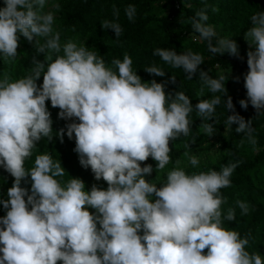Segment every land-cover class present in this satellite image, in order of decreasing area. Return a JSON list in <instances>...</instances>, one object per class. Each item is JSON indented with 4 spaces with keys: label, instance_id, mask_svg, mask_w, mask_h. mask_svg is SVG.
Returning a JSON list of instances; mask_svg holds the SVG:
<instances>
[{
    "label": "clouds",
    "instance_id": "9594fccd",
    "mask_svg": "<svg viewBox=\"0 0 264 264\" xmlns=\"http://www.w3.org/2000/svg\"><path fill=\"white\" fill-rule=\"evenodd\" d=\"M48 3L3 0L0 7L3 62L17 59L21 37L34 44L37 54L27 75L0 77V168L14 178L7 198L0 200L6 213L0 216V264H264L260 251L248 250L251 232L242 237L224 226L225 220L236 221V207L241 216L250 212V204L239 199L236 207L222 208L227 197L221 189L232 186L240 161L219 171L188 172L178 158L164 180L154 182L173 162L170 142L191 136L189 117L194 110L203 133L216 134V109L222 103L217 93H223V103L231 112L224 122L226 130L238 125L235 132L243 134L240 146L247 143L255 150L253 120L236 111L228 94L225 82L231 73L213 77L200 68L202 54L156 48L153 55L174 69L182 68L187 79L199 74L203 87L193 106L185 92H166V84H176L175 75L165 82H145L133 70L127 52L109 66L86 44L73 39L61 44L54 13L45 10ZM136 11L135 5L126 6L129 21H134ZM119 15L114 7V18L100 24L114 32L116 42L124 31ZM249 19L251 26L243 34L249 44L244 74L247 98L238 103L244 110L251 104L259 116L264 115V12ZM208 20L207 5L190 19L208 50L243 60L237 41L220 37ZM39 54H44L43 61ZM143 70L154 77L167 73L155 62ZM204 87L213 94L207 99ZM48 101L60 110V119L71 121L56 132ZM65 134L75 139L80 165L90 168L95 180L105 181L106 189L93 184L86 190L77 177L64 180L61 160L48 152L36 154L32 167L26 168L42 139L51 143L58 137L63 143ZM195 139L192 136L185 147L191 148ZM183 156L198 167L196 155L185 151ZM150 157L155 169L151 164L142 166ZM154 170L157 176L149 181L146 177ZM29 182L30 189L22 186Z\"/></svg>",
    "mask_w": 264,
    "mask_h": 264
},
{
    "label": "trees",
    "instance_id": "16d2710c",
    "mask_svg": "<svg viewBox=\"0 0 264 264\" xmlns=\"http://www.w3.org/2000/svg\"><path fill=\"white\" fill-rule=\"evenodd\" d=\"M172 4V15L169 17H163L160 20V29L158 35V41L156 48H175L178 54L187 52L189 50L197 52L202 48H206V54L204 57V64L200 66L204 71H208L209 75L216 77V66H220L227 72L231 71V77L228 82L226 81V87L228 89V94L232 96L233 103L235 105L236 111L245 118V120H253V127L258 129L259 138L261 139L262 147L255 154L254 157L243 158L239 160L238 167L234 171L231 180L232 186L229 188L221 189L222 194L227 197V203L222 206L223 210H227L228 207H236V200H244L250 204V212L247 216L240 215V209L236 207V221L225 220L224 226L230 229H234L240 232L243 237L247 233L251 232L252 239L248 250L250 252L260 251L261 255H264V127L259 128L262 123H264V115L257 116L256 110L249 104L247 110L241 108L238 103L241 99H246V89L244 87V74L248 71L247 66V52L248 45L245 41L243 34L251 26L250 16L257 11L264 12V0L252 11L246 18L243 26L240 28L239 33V43L241 45L240 55L243 60L233 57L227 53L223 55L213 54L207 48V42L199 37V34L194 32L191 24H186L188 20V14L182 11L179 3L183 0H167ZM120 0H85L75 12L66 20L61 33V44L67 42L68 39H73L79 43L86 32L89 30L90 24L99 21L100 19L113 13V8H118ZM3 0H0V7H3ZM145 26V23H139L135 28V36L130 39V42L135 44H140L138 38L140 30ZM73 28L75 31H73ZM194 37H199L200 39H194ZM43 42V40H41ZM155 48V49H156ZM154 52V50H153ZM152 55L143 63L142 71L138 74L141 76L143 81H146L151 74L145 72L143 68L151 66L153 62L163 69L169 67L158 56ZM119 53H115L114 56ZM37 55L35 48L31 50L28 54L26 60L28 63L17 66L18 71L12 69L13 63H4L2 58H0V77L4 73L10 74L14 79L19 78L21 75V68H26L25 75L28 74L31 65V59L33 56ZM39 60L43 61L45 59L44 54H39L37 57ZM107 61L106 57H104ZM20 70V71H19ZM239 77L237 82L234 78ZM176 84H166V92L183 91L187 94L193 106L199 102V93L201 87H203L202 82L199 79V74L192 80L186 78V73L176 75ZM43 77L37 82L38 85L42 84ZM209 91L204 87L203 98H209ZM222 97V103L217 106L216 113L224 112V121L227 119L228 114L227 109L223 103V93L220 94ZM226 99V98H225ZM51 105V102H47V106ZM191 120L197 118L195 110L190 114ZM71 121H67L70 123ZM238 125H233L229 129V141L238 139L241 135L235 132V128ZM42 139L41 141H43ZM54 145L49 150L54 159L61 160L62 166L66 169L64 180H68L72 177L81 178L86 181L90 176L93 175L90 168L84 169L80 163L78 154L74 152L75 139H69L67 135L64 137V142L61 143L59 138H55L53 141ZM34 160L29 159L26 161V168H31ZM14 180L3 168H0V183H12ZM27 188L30 189V186ZM93 210L92 212H94ZM206 251V250H205Z\"/></svg>",
    "mask_w": 264,
    "mask_h": 264
},
{
    "label": "rangeland",
    "instance_id": "374dc122",
    "mask_svg": "<svg viewBox=\"0 0 264 264\" xmlns=\"http://www.w3.org/2000/svg\"><path fill=\"white\" fill-rule=\"evenodd\" d=\"M85 0H49L46 6V11H52L55 16L54 29L62 30L66 20L75 12L77 7ZM262 0H183L179 3L182 11L188 14V20L185 25L191 24L190 19L195 15L196 11H199L207 5V13L209 20L207 23L212 24L215 27L216 32L220 37L233 38L237 41L239 48L241 50V45L239 43V33L240 28L245 22V18L255 10V8L260 4ZM59 4L60 8L56 9L53 7L54 4ZM133 4L136 6V16L134 21H129L124 9L127 5ZM172 4L167 0H120L118 9L120 11L119 23L123 28V34L119 38V42H116L115 34L112 30H103L100 26L101 21L104 19L112 20L113 13L100 19L99 21L93 22L89 26V30L86 32L84 38L79 41V43L86 44L92 50H95L98 55L106 57V63L111 66V61L113 59L119 58L123 59V54L127 52L133 60V70L137 71L139 74L142 71L143 63L151 55L153 50H155L159 29L160 20L163 17H169L172 15ZM213 8H218L219 11L213 12ZM139 23H145V26L140 30L138 38L140 44H133L130 39L135 36V28ZM194 39H200L199 37H194ZM249 50V44L247 43ZM34 49V44L29 43L25 38L21 37L20 46L18 48V57L13 63L12 69L18 71L19 65L28 63L27 57L31 50ZM254 50V49H253ZM115 53H119L114 56ZM197 53H200L205 57L206 48H202ZM21 76L25 75L26 68H21ZM167 72L165 77H154L150 76L145 82H150L152 79H156L157 82H165L170 79L172 75H178L183 72L182 68L174 69L171 66L164 68ZM216 76L220 73L230 74L231 71H226L220 66H216L214 70ZM210 93V92H209ZM217 93L215 95H220ZM213 94L210 93L209 97ZM51 112V118L53 120V130L54 132L59 131V129L64 128L67 124L66 120H62L58 117L59 109L53 108L51 105L47 106ZM224 112L216 113L217 124L214 125L216 128V134L209 137L207 134L203 133L200 129V124L202 123L200 118H195L192 124V134L190 137L181 136L179 139L170 142V147L172 151L170 156L173 162L166 166V169L158 173V179L154 180L157 176L155 170L151 176H147L146 179L149 181L154 180L155 183H161L165 174L174 166V161L176 159H181L183 167H186L188 172L193 171H208L214 169L219 171L224 165L229 162H237L243 158H252L262 147L261 139L259 138L258 129H255L254 135L257 139V145L255 150L253 146L245 143L242 147L240 146V141L243 137L241 135L236 140L229 141V129L226 130L224 121ZM264 123L260 125L259 128H263ZM55 134V133H54ZM66 135V134H65ZM194 136L195 144L191 145V148H186V143H191V138ZM54 143L49 142L47 138L40 141L36 148L33 150V156L30 158L34 160L36 154H41L48 152L53 147ZM227 150V151H225ZM185 151H189L190 154L196 155L199 159V165L193 168L188 164L187 159L183 156ZM151 164L153 169L156 167V162L151 159V157L142 164ZM30 181V177L28 178ZM85 182L86 190H90L93 184L106 189L107 183L103 180L97 181L94 175L90 176ZM13 183V182H12ZM12 183H0V200L7 198V189L12 186ZM23 187L30 186L29 183H22ZM93 211L94 209H89ZM5 210L2 204H0V216L5 215Z\"/></svg>",
    "mask_w": 264,
    "mask_h": 264
}]
</instances>
